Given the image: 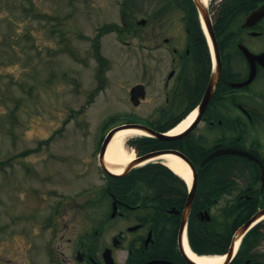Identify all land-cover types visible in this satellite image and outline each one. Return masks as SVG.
I'll use <instances>...</instances> for the list:
<instances>
[{
  "label": "flooded vegetation",
  "instance_id": "1",
  "mask_svg": "<svg viewBox=\"0 0 264 264\" xmlns=\"http://www.w3.org/2000/svg\"><path fill=\"white\" fill-rule=\"evenodd\" d=\"M130 1L112 25L127 52L112 60L128 66L115 77L134 115L100 145L124 124L146 133L79 199L37 170L16 227L3 209L0 264H264V0ZM218 150L237 154L201 164Z\"/></svg>",
  "mask_w": 264,
  "mask_h": 264
},
{
  "label": "rangeland",
  "instance_id": "2",
  "mask_svg": "<svg viewBox=\"0 0 264 264\" xmlns=\"http://www.w3.org/2000/svg\"><path fill=\"white\" fill-rule=\"evenodd\" d=\"M123 1L0 0V227L4 208L9 228L16 227L20 199L39 185L36 170L56 172L46 187L71 189L74 199L98 187L93 139L134 115L126 113L132 109L123 81L128 77H115L128 66L112 60L127 50L113 32H96L120 23ZM95 39L110 59L106 64L93 59ZM98 69L105 71L106 85L88 103ZM22 154L27 158L20 160ZM10 160H20L19 167ZM23 208L26 217L30 212ZM25 231L32 239V225Z\"/></svg>",
  "mask_w": 264,
  "mask_h": 264
},
{
  "label": "bare ground",
  "instance_id": "3",
  "mask_svg": "<svg viewBox=\"0 0 264 264\" xmlns=\"http://www.w3.org/2000/svg\"><path fill=\"white\" fill-rule=\"evenodd\" d=\"M189 120H186L181 125H179L174 132L180 131L184 128ZM144 133L138 129H128L118 131L111 139L110 143L107 146L105 152L104 162L113 166L115 164H119L124 162L128 158L125 156V152L123 150V142L126 137L132 135H143ZM168 162V166L172 168L176 173L182 175L185 179L187 178L188 172L186 166L182 161H180L176 157H165ZM112 168V167H111ZM191 260H193L197 264H219L222 261V257H218L214 260H206L205 258H196L192 255H189Z\"/></svg>",
  "mask_w": 264,
  "mask_h": 264
},
{
  "label": "water",
  "instance_id": "4",
  "mask_svg": "<svg viewBox=\"0 0 264 264\" xmlns=\"http://www.w3.org/2000/svg\"><path fill=\"white\" fill-rule=\"evenodd\" d=\"M255 13H257V12H255ZM140 129H141V128H140ZM113 134H114V131H112V132L107 136V138L105 139V142H104V144H103V146H102L101 156H102V154H103V149H104L105 145H106V144L109 142V140L112 138ZM162 138H165L166 140H169V139H170V138H168V137H162ZM228 153H233V152L228 151V150L217 151V152H215V153L209 155L208 157H206V158L202 161V163L206 162L207 160H209L210 158H212V157H214V156L221 155V154H228ZM251 158H252V157H251ZM253 160H255V159L253 158ZM255 161H256V160H255ZM256 162H257V161H256Z\"/></svg>",
  "mask_w": 264,
  "mask_h": 264
}]
</instances>
